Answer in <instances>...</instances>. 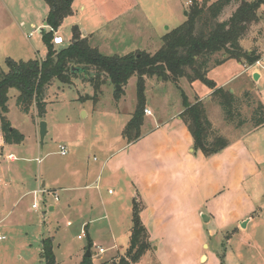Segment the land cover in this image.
<instances>
[{
	"label": "rangeland",
	"instance_id": "obj_1",
	"mask_svg": "<svg viewBox=\"0 0 264 264\" xmlns=\"http://www.w3.org/2000/svg\"><path fill=\"white\" fill-rule=\"evenodd\" d=\"M193 1L203 0H75L74 15L53 33L69 45L72 29L78 26L82 34H89L91 46L103 55L154 54L163 45L167 27L172 30L187 21L186 13ZM170 5L176 8L174 16L167 12ZM232 11L226 12L223 20ZM48 12L44 0H0L1 70L8 71V60L28 62L46 57L40 30L51 32L45 26ZM259 14L260 23L252 27L243 45L247 50H258L261 65L247 67L230 61L212 67L207 77L220 84L228 82L224 88L235 90L238 97L251 93L250 101L239 109L247 121L242 132L227 123L221 107L208 99L211 89L206 83L181 79L176 84L153 77L146 79L145 105L154 112L146 120V136L183 110L185 96L190 103L196 96L207 97L209 117L221 125L216 128L226 139V125L232 138L255 128L251 122L254 104H264V6ZM256 72L260 79H256ZM85 78L83 74L74 76L72 84L54 80L44 93L43 116L36 104L28 114L22 112L17 106L19 91L9 92L6 116L12 128L25 138L20 144L4 142V149L0 147V230L6 237L0 243V264H44L41 254L46 238L53 239L57 264H80L89 240L93 243L94 264L119 257L129 246L133 197L125 176L142 173L148 148L143 142L130 144L123 136L139 106L138 78H131L122 91L107 77H103L104 83L97 91ZM1 118L0 114V141L4 139ZM41 122L47 124L43 142ZM172 124L179 126L180 119L175 118ZM249 141V145L253 141L264 145V130L258 132L256 140ZM60 146L66 147V156L61 155ZM10 155L15 156V161L9 159ZM120 163L121 177L110 176ZM35 190H43L45 196H23ZM50 205H56L57 210L51 211ZM169 228L168 233L156 236L152 257L140 264H195L201 234L190 238L192 233L187 229ZM101 248L104 253L100 254Z\"/></svg>",
	"mask_w": 264,
	"mask_h": 264
},
{
	"label": "trees",
	"instance_id": "obj_2",
	"mask_svg": "<svg viewBox=\"0 0 264 264\" xmlns=\"http://www.w3.org/2000/svg\"><path fill=\"white\" fill-rule=\"evenodd\" d=\"M44 1L49 7L45 24L51 28L50 33H44L43 30L41 32L47 48L46 57L28 62L8 60V71L0 69L1 128L7 144H20L25 138L18 130L12 128L6 116L9 112L10 90L19 91L17 106L22 112L28 114L36 104L40 115L43 116L46 108L45 90L54 80L62 84H72L74 76H81L75 75L73 68L84 69L85 79H89L97 91L104 83L103 77L121 87L127 85L134 76L138 78L139 106L123 135L129 143L141 137L147 78L161 77L176 84H179L181 79L190 83L202 81L213 91L211 98L221 107L227 123L237 128L247 123L242 119L239 109L243 103L250 101L251 93L245 92L243 97H238L229 89L218 87L215 81L207 77L212 67L231 60L250 67L262 59L258 50H247L243 42L252 27L260 23L259 12L264 6V0L193 1L187 21L164 35L163 45L156 53L137 52L126 56L101 54L98 48L91 46L89 36L84 37L78 26L72 29L73 37L69 46L60 50L53 43V32L61 27L66 18L74 15L75 0ZM231 9V15L223 20L226 12ZM252 116L251 122L255 128L264 126V104L261 101L254 104ZM180 118L193 137L196 152H201L205 157H212L229 147V140L210 121L205 102L197 99L195 104H191L185 96L184 112ZM142 210V204L135 200L128 248L119 257L101 264H139L147 252L153 249L149 231L141 218ZM89 241V245L93 247L92 241ZM41 257L44 264H57L53 239L43 240ZM219 257L221 264H224V255ZM80 264H94L93 257H84Z\"/></svg>",
	"mask_w": 264,
	"mask_h": 264
},
{
	"label": "crops",
	"instance_id": "obj_3",
	"mask_svg": "<svg viewBox=\"0 0 264 264\" xmlns=\"http://www.w3.org/2000/svg\"><path fill=\"white\" fill-rule=\"evenodd\" d=\"M167 12L174 16L175 6H168ZM255 76L256 79L261 78L259 72ZM227 83L216 82L220 88L226 87ZM212 93L211 90L208 95L210 101ZM206 98L196 96L191 103L195 104L197 99L205 102ZM145 110L151 111V115L145 114L141 137L136 141L148 147L142 173L131 172L124 176L127 187L132 191V203L137 200L142 204L141 218L152 245L156 243L157 235L168 233L171 226H180L192 233L190 238L201 234L195 264H221L220 255H224V264H264V145L257 141L249 145V139L256 140L264 126L238 133L232 138V131L226 125L228 130L224 134L229 135V147L215 156L205 157L195 151L193 137L181 122L184 108L174 117L167 118L148 136L146 120L153 117L154 112L146 105ZM175 118L180 119L179 126L172 124ZM209 119L215 128L220 129L221 125ZM245 127L238 130L242 132ZM4 142L2 138V149ZM9 159L13 162L16 158L10 155ZM119 166L121 163L110 176L121 177L118 176L121 174ZM249 167H252L251 173L248 172ZM42 191H29L23 196H45ZM50 208L51 211L57 210L56 205H50ZM149 256L152 257L150 251L141 262Z\"/></svg>",
	"mask_w": 264,
	"mask_h": 264
},
{
	"label": "water",
	"instance_id": "obj_4",
	"mask_svg": "<svg viewBox=\"0 0 264 264\" xmlns=\"http://www.w3.org/2000/svg\"><path fill=\"white\" fill-rule=\"evenodd\" d=\"M186 15H188V13H186ZM167 30H169L168 27H167ZM84 36H87V34L85 32H84ZM68 46L69 45L59 46V49L63 50L65 48H67ZM72 72L75 75L86 74V71L84 69H80V68H73ZM121 89H122L121 86H117V90H121ZM232 93H233V91H232ZM46 135H47V124L45 122H41V124H40V138H41L42 142L44 141ZM91 249H92V247L89 245L87 250H86L85 256H84L85 258H92L93 257Z\"/></svg>",
	"mask_w": 264,
	"mask_h": 264
},
{
	"label": "built area",
	"instance_id": "obj_5",
	"mask_svg": "<svg viewBox=\"0 0 264 264\" xmlns=\"http://www.w3.org/2000/svg\"><path fill=\"white\" fill-rule=\"evenodd\" d=\"M54 45H56V46H63V45H65L66 43H65V40L62 38V37H60V36H58V35H55V37H54ZM255 65H261V62L260 61H258ZM251 67V66H250ZM145 113L146 114H151V111H149V110H145ZM60 153H61V155H63V156H66L67 155V149H66V147L65 146H60ZM42 192H44V191H42ZM34 208H35V206H34ZM80 239H82V237L80 236L79 237ZM6 240V237L3 235V233L1 232V230H0V243L1 242H4ZM99 253L101 254V253H104V250L101 248V249H99Z\"/></svg>",
	"mask_w": 264,
	"mask_h": 264
}]
</instances>
